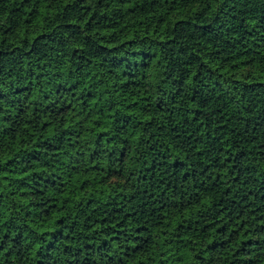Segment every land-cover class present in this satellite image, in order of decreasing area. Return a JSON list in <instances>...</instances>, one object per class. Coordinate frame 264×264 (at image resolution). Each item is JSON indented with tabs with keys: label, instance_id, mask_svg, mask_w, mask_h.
<instances>
[{
	"label": "trees",
	"instance_id": "trees-1",
	"mask_svg": "<svg viewBox=\"0 0 264 264\" xmlns=\"http://www.w3.org/2000/svg\"><path fill=\"white\" fill-rule=\"evenodd\" d=\"M0 264H264V0H0Z\"/></svg>",
	"mask_w": 264,
	"mask_h": 264
}]
</instances>
